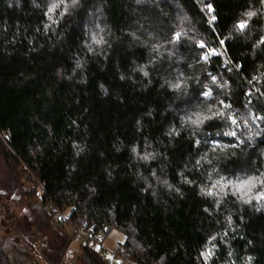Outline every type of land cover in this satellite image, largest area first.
<instances>
[{"label":"trees","instance_id":"16d2710c","mask_svg":"<svg viewBox=\"0 0 264 264\" xmlns=\"http://www.w3.org/2000/svg\"><path fill=\"white\" fill-rule=\"evenodd\" d=\"M52 2L0 0L1 155L7 169L29 171L26 178L39 192L36 230H48L50 240L28 238L39 242L45 263L59 264L82 227L92 229L90 242L78 245L76 258L82 264H105L93 241L101 245L112 231L124 237L114 251L123 264H206L203 253L209 250L207 264H242V256L248 255L255 257L253 264H264V203L243 204L225 189L227 195L217 208L219 195L200 194L201 186L210 187L220 176L238 183L264 172V132L252 141L242 136L243 145L201 168L195 161L213 142L238 143L224 135L233 127L226 119L206 122L195 137L190 130L171 140L166 135L171 126L180 127L181 116L205 102L206 83L213 90L208 103L214 104L220 95L237 114L248 115L247 80L258 69L264 71V45L253 48L257 36L247 32H232L223 46L219 40L232 31L249 0H78L75 5L69 0L63 17V5L53 13L55 24L46 14ZM252 4L258 5V0ZM211 15L217 19L209 24ZM185 16L184 26L195 29L189 36L227 55L212 56L203 71L195 62L205 49L184 38L167 46L173 55L165 53L150 66L148 78L134 71L155 57L142 41L155 42ZM45 24L50 25L47 32ZM89 29L107 41L93 52L86 47L91 43ZM132 31L141 39L134 40ZM225 59L240 64V70L229 71L232 65H225ZM196 72L199 81H189L187 93L169 90L166 81ZM208 72L229 82L227 95L211 84ZM258 97L249 107L264 115V100ZM258 123L264 129V122ZM246 131L240 129L238 135ZM196 139L201 140L199 147ZM146 152L160 155L145 162L140 157ZM213 167L218 172L210 181ZM164 180L180 188L183 196L167 188ZM0 264L38 263L26 256L11 261L0 248Z\"/></svg>","mask_w":264,"mask_h":264},{"label":"clouds","instance_id":"9594fccd","mask_svg":"<svg viewBox=\"0 0 264 264\" xmlns=\"http://www.w3.org/2000/svg\"><path fill=\"white\" fill-rule=\"evenodd\" d=\"M140 2V0H137ZM71 5H75L78 3V0H70ZM60 17H63L65 12L68 10L69 7V0H54L50 4L47 9V17L48 20L51 21L52 24L56 23V20L53 19V13L57 9H61ZM215 16V15H214ZM188 17L185 16L181 19L180 23H173L167 31H162L159 39L155 42L148 43L147 40L142 41L145 46L150 48V54L155 53V57L150 59L146 64L137 65L134 71H138L142 74L144 78H148L150 73L148 68L154 65L157 61H159L165 53L169 57L173 55L172 51L167 47L168 45H176L182 39L188 38L192 40L197 47L201 49H205L203 53L200 54V59L196 61V64H202V70L207 71V64L211 60L212 56H208L207 59L204 57L209 53L210 50H214L220 56H226V51H220L216 48H213L208 44L204 39H200L198 36H189V32H195V29L192 27H185L184 20H187ZM217 17L215 16V20ZM214 20V21H215ZM213 20H211V16L209 17V24H211ZM243 25V27H241ZM50 25L45 24L44 30L45 32L48 31ZM99 33L104 32V28H101L99 24L96 25ZM215 30V29H213ZM91 33V43L87 44L86 47L88 48L89 52L94 51V46H103L107 43L103 35H98V32H93L92 29L88 30ZM232 32L244 34L247 32L250 36H257L253 43V48H260L261 45H264V0H258V5H253L252 0H249V7L240 14V19L232 25V31L228 33L224 39L219 40V44L221 46L224 45L226 39H230L232 37ZM129 35L134 40H140L141 37L138 35L136 31H132ZM149 38L151 39V34H149ZM110 46V45H109ZM203 46V48H202ZM225 65L231 64L232 67L229 68V71L232 69H236L237 71L240 70V64H233L231 59H225ZM77 67H81V62H77ZM189 68H194L193 64H189ZM260 68H264V65H260ZM210 77L211 84L216 85V87L224 90V95L228 94L230 90V84L227 80H223L221 82L220 78L216 75H213L211 72H208ZM122 80L124 79L123 76L120 77ZM195 79L197 82L199 81V73L196 72L194 75H185L184 73H180L174 80L166 81L168 84V88L170 91L181 94L187 93L189 88V81ZM255 82V83H254ZM151 83V81H149ZM247 83L251 85V89L246 91V101L245 107L248 110L247 116H241L237 114L235 110H233V105L226 101L225 99L221 98L220 95L215 96V103L210 104L207 101L213 98V90L208 83L204 84V88L206 89L203 91L202 95L205 98V102L203 104H197L195 111H190L186 115L180 117V127H176L175 125L171 126L166 135L170 138L179 137L181 132L189 131L192 137H195L198 132H200L205 125L206 122L212 121L214 119H226L231 126L229 130L224 132L225 136L234 137L238 143L234 144H217L216 142L212 143V147L209 151L202 153L198 159L195 161V167L201 168L204 164L212 165L214 160H219L222 155H224L229 149H236L244 144L245 139L252 141L253 136L259 137L264 129H261L260 123L264 122V115H261L260 112L254 111L253 107H249L251 105V100L253 97H256V94L259 93V99L264 100V91H261L264 88V71H259L258 74H254L251 79L247 80ZM103 87V86H102ZM139 123V121L137 122ZM240 129H247L246 132H243L241 135H238V130ZM242 136L244 138H242ZM195 145L199 147L201 145V140L196 139ZM217 149H219V153H217ZM132 151L135 153L137 150L133 147ZM159 152H146L142 157H140L143 161L148 162L150 160L155 159ZM211 155V158H210ZM232 155H235V152H232ZM261 155H264V149H261ZM218 169L213 167L211 171L208 173L207 179L213 180V173H217ZM155 175V172H153ZM183 177V173H181ZM183 183L185 184H193V180L183 179ZM167 188L171 191L179 193L183 196L180 188L174 187L173 185L169 184L167 180L162 182ZM261 186L258 191L253 193V189H256L257 186ZM232 188V195L237 197V200L242 202L243 204H251L252 201H256L258 204L264 203V172H262L258 176H250L247 179H242L238 183H234L231 180H226L225 177L220 176L219 179H216L212 182L210 187L201 186L200 187V194L207 195V196H217L219 195L221 199L216 200V206L219 207L220 203L223 200V196L227 195L225 189ZM208 211L207 208L204 209ZM259 211V208L257 209ZM243 219V218H241ZM228 226H232V216L228 215L226 217ZM234 230V229H233ZM227 235V233H224ZM216 236L213 235L211 240H215ZM251 243V242H249ZM211 253V251L209 250ZM209 252L203 253L205 262L211 259V255H208ZM232 255V252L229 251V256ZM255 257L252 255H248L244 257L243 264H253Z\"/></svg>","mask_w":264,"mask_h":264},{"label":"rangeland","instance_id":"374dc122","mask_svg":"<svg viewBox=\"0 0 264 264\" xmlns=\"http://www.w3.org/2000/svg\"><path fill=\"white\" fill-rule=\"evenodd\" d=\"M3 145V138L0 136V216L5 217H0V248L5 251L11 261L26 256L30 263L36 261L38 264H46L39 252V242H33L31 238H28V236L34 238L44 236L46 240H50L48 230L40 232L36 230L39 215L34 211V207L39 208V192L33 187L34 183L32 184L30 179L26 178L30 173L27 170L24 171L25 168H16L15 172L12 168H6L1 155ZM227 189L232 190L231 186ZM67 232L72 234L69 228ZM93 243L100 251L105 264H123L121 258L114 252L124 243L123 235L112 231L104 237L101 245H97L96 241ZM78 245L79 242H72L68 250H65L59 264H82L76 258V255L80 253ZM244 257L242 256V264Z\"/></svg>","mask_w":264,"mask_h":264},{"label":"built area","instance_id":"2783aa9c","mask_svg":"<svg viewBox=\"0 0 264 264\" xmlns=\"http://www.w3.org/2000/svg\"><path fill=\"white\" fill-rule=\"evenodd\" d=\"M103 231L105 232L106 230L104 229ZM85 232H87V234ZM89 232L90 230L88 229H84V228L79 229L78 232H76L74 241L82 242V244H87L91 240V238L89 239L90 237Z\"/></svg>","mask_w":264,"mask_h":264},{"label":"snow or ice","instance_id":"6c2138e0","mask_svg":"<svg viewBox=\"0 0 264 264\" xmlns=\"http://www.w3.org/2000/svg\"><path fill=\"white\" fill-rule=\"evenodd\" d=\"M206 9H207V11L209 13H211L213 11V9H212L210 4H208L206 6ZM211 20H213V21L215 20V16L214 15H211ZM241 27H243V25H241ZM202 48H203V46H202ZM209 55L210 56H214V55H219V54H217L214 50H210L209 53L204 58L207 59ZM208 255H211V253L209 252Z\"/></svg>","mask_w":264,"mask_h":264}]
</instances>
